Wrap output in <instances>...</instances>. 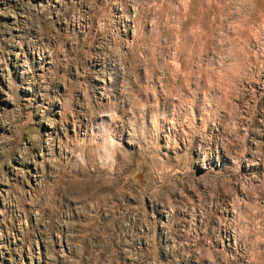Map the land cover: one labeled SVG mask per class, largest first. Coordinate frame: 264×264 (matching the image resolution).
<instances>
[{"label":"rangeland","instance_id":"374dc122","mask_svg":"<svg viewBox=\"0 0 264 264\" xmlns=\"http://www.w3.org/2000/svg\"><path fill=\"white\" fill-rule=\"evenodd\" d=\"M0 264H264V0H0Z\"/></svg>","mask_w":264,"mask_h":264}]
</instances>
